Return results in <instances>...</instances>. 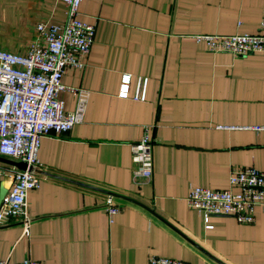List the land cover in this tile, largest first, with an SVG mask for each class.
Masks as SVG:
<instances>
[{
	"label": "crops",
	"instance_id": "crops-1",
	"mask_svg": "<svg viewBox=\"0 0 264 264\" xmlns=\"http://www.w3.org/2000/svg\"><path fill=\"white\" fill-rule=\"evenodd\" d=\"M66 11L58 0H0V49L24 54L37 25L62 24ZM263 17L264 0H84L79 19L96 27L94 44L62 84L89 91L87 109L65 137L42 139L39 167L138 200L162 219L119 199L111 216L107 195L43 176L28 195L29 236L21 223L0 225V259L264 264L261 210L251 225L229 216L207 224L186 201L193 187L228 189L235 168L264 171V131L253 129L264 126V56L213 54L194 39L258 34ZM139 77L149 80L145 102L133 98ZM59 98L74 111L71 92ZM147 131L155 141L150 180L134 176L130 148ZM10 187L11 177H0V194Z\"/></svg>",
	"mask_w": 264,
	"mask_h": 264
},
{
	"label": "built area",
	"instance_id": "built-area-1",
	"mask_svg": "<svg viewBox=\"0 0 264 264\" xmlns=\"http://www.w3.org/2000/svg\"><path fill=\"white\" fill-rule=\"evenodd\" d=\"M84 0H58L65 5L67 19L62 24L40 23L35 40L24 54L0 49V156L24 162L28 167L40 166L41 141L47 136L65 137L84 120L90 92L67 88L62 78L68 67L84 68L83 59L89 56L94 44L96 27L79 19V8ZM213 54L227 53L235 58L253 54L264 56V17L258 34L196 35ZM132 76L122 77L123 85H130ZM148 78L135 82L134 100L147 99ZM62 91L71 92L76 99L74 111L68 112L59 98ZM257 132L264 126L254 127ZM154 144L149 131L137 143L130 144L134 176L150 180L154 175ZM9 175L11 187L0 206V225L18 222L24 226L23 237L29 236L32 220L28 212L29 192L38 189L46 179L29 170H4L0 177ZM189 208L198 211L208 224L213 216L234 217L244 225L255 222L256 213H264V171L256 168H235L229 188L213 190L193 187L186 199ZM105 207L112 216L121 210L113 198ZM207 228H212L207 225ZM0 264H45L25 259L21 262L1 260ZM149 264H188L160 256H151Z\"/></svg>",
	"mask_w": 264,
	"mask_h": 264
},
{
	"label": "water",
	"instance_id": "water-1",
	"mask_svg": "<svg viewBox=\"0 0 264 264\" xmlns=\"http://www.w3.org/2000/svg\"><path fill=\"white\" fill-rule=\"evenodd\" d=\"M0 162L4 163V164H7V165H10V166H12V167H14V168H16V169H18L20 171L29 170L34 175L47 176V177L59 179V180H62V181H65V182H68V183H71V184L86 188V189H90V190L97 191L99 193L105 194L109 198L119 199V200H123V201L129 202V203L135 204L136 206H139V207L147 210L148 212L152 213L153 215H156L158 218H160V216H158L153 209L149 208L148 206L144 205L143 203L139 202L138 200H135V199L130 198L128 196H125V195H122V194H119V193H116V192H112V191H109V190H105L103 188H99V187H96V186H93V185L85 184V183H82V182H79V181H75V180H72V179H69V178L61 177V176H58L56 174H52V173L46 172L42 168H40L39 166H32V167L29 168L28 165L26 163H24V162L10 160V159L4 158L2 156H0ZM7 193H8V191L6 189H2L1 190V194H0L1 201L4 200V198L7 195ZM160 219H162V218H160ZM216 261H218V260H216ZM219 263L223 264L221 262H219Z\"/></svg>",
	"mask_w": 264,
	"mask_h": 264
}]
</instances>
